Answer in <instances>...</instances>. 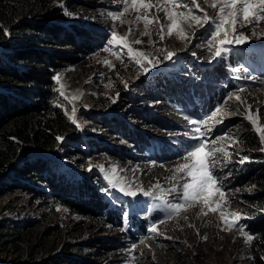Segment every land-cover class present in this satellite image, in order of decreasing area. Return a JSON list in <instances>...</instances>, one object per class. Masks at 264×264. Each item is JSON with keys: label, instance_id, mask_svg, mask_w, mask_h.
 <instances>
[{"label": "rangeland", "instance_id": "374dc122", "mask_svg": "<svg viewBox=\"0 0 264 264\" xmlns=\"http://www.w3.org/2000/svg\"><path fill=\"white\" fill-rule=\"evenodd\" d=\"M198 2L209 15L217 11L204 0ZM151 3L150 10L141 9L138 13L131 8V0H128L127 12L124 11V0L55 2L56 7L70 6L72 11L65 10V13L67 11L71 15L66 16L74 19L73 23L78 22L100 32L104 42L89 50L86 58L75 63L64 62L52 70L53 84L49 91L52 96L49 103L51 109L48 115L59 116L63 127L54 139L53 151L42 154L48 174L43 172L44 175H40L36 181H18L13 187L10 186L12 188L0 191V237L8 233L3 231L5 226L32 223L23 229L28 234L20 245L8 243L3 246L0 243V264L48 260L50 256H59L65 243L76 245V253L80 254L98 246L99 240L113 241L118 247L116 251L109 252L100 264H244L246 253L242 248L245 237L241 235L239 227L224 230L227 226L221 222L219 211L205 215L201 208H204V212H207V208L201 202L189 201L185 210L169 218L166 206L153 197H145L143 191L152 188L156 195L162 193L167 201L177 202L176 198L182 192L180 185L185 180L177 184L170 177L178 164L188 162L184 156L190 146L197 143L194 137L199 135L196 131L199 128L204 133L203 139L211 141L221 138L215 146L229 153L227 157L217 154L220 163L214 169L226 192V200L221 207L226 215H240L239 225L245 230L244 220L249 216L242 209L244 206L238 197L242 190L233 188L232 179L239 174L235 170L249 171L250 166L264 161V151H261L264 144L256 131L257 126L264 127V74L258 69L247 68L252 67L251 56L264 52V24L241 29L250 36L249 41L243 45H228V51L222 56L210 59L207 43L212 27L189 28L184 25L186 34L191 37L190 42L180 38L176 31L169 35L167 26L171 21L164 9H171L172 6L164 0H151ZM181 3H188V0H181ZM176 10L188 11L186 8ZM120 13L123 15L116 20L110 15ZM146 13L154 21L159 18L158 22L149 24L147 28L144 19H137L138 15ZM23 14L5 17L3 22L8 37L10 31L7 26L23 19L26 16ZM196 14L203 15L199 10ZM38 19L43 18L39 16ZM161 25L164 27L163 40L159 39ZM253 31L257 35H253ZM113 32L117 33L118 38L124 37L125 43L134 50L150 54V58L155 57L161 62L144 72L142 67L128 58L126 48L121 51V46L109 43ZM145 32L148 34L142 35ZM136 40L142 43L135 44ZM168 52L175 55L165 61L163 57ZM104 61L109 63L105 64ZM145 66H148L147 62ZM217 66L231 70L235 86L224 91L210 113L200 116L196 113L192 115V110L183 115L171 110L164 111L171 118H183L181 124L185 129L189 124L193 125L190 120H203L217 108L232 113L223 117L222 122L216 123L221 120V116H216L208 121L207 127L195 123L194 132H191L192 127L182 135L179 130L165 129L168 123L164 122L162 128H156L139 115L156 104V99L144 96L146 88L151 89L155 82L153 77L159 72L166 73L174 81H182L196 67L211 70ZM57 74L61 77L59 83L53 79ZM150 79L152 81L148 85H142L144 80ZM61 85L64 87L61 88ZM227 86L226 81L224 88ZM60 91L68 99L61 96ZM233 93H241L246 103L240 104L234 98L229 100ZM134 97L141 99L139 104H132ZM186 102L187 107L189 99ZM249 104L252 113H258L256 126L245 118ZM73 108L77 110L75 118L81 127L68 118L73 115ZM186 116L188 119H185ZM136 132H140L141 136ZM57 137L63 139L57 140ZM1 138L0 148L3 145ZM254 142L257 146L252 149L251 143ZM254 153H258L259 158L251 157L250 154ZM241 160L244 162L241 163ZM90 165L91 171L88 170ZM10 170L0 176V182L14 176ZM55 178L64 180L62 183L66 185L72 182V186L84 179L92 189L82 199L98 196L103 204L102 212L96 218L85 217L68 208L64 200L70 195L54 193L52 187L47 186L54 183ZM109 181L116 183L117 187H110ZM157 183L160 189L154 187ZM121 184L125 186V192L134 191L136 196L121 192ZM174 185L180 190L168 191ZM257 188V185L251 184L244 190L254 193ZM137 206H140L139 210ZM153 223L157 225L159 234L149 231ZM133 244L136 245L134 249Z\"/></svg>", "mask_w": 264, "mask_h": 264}, {"label": "trees", "instance_id": "16d2710c", "mask_svg": "<svg viewBox=\"0 0 264 264\" xmlns=\"http://www.w3.org/2000/svg\"><path fill=\"white\" fill-rule=\"evenodd\" d=\"M57 1L60 0H0V137L3 141L0 148V176L10 169L14 173V176L5 178V182H0V191L18 181H36L40 175L48 174L42 154L53 151L54 139L63 127L59 116L48 115L51 109L49 103L52 96L49 91L53 84L52 70L64 62L75 63L86 58L89 50L104 42L100 32L84 24L73 23L74 19L65 13V10L72 11L71 7H56ZM23 13L26 14L23 19L7 26L10 31L8 37L3 22L5 17L13 18ZM39 16L43 19H38ZM251 57L252 67L247 68L258 69L263 75L264 52ZM231 76V70L219 66L211 70L196 67L182 81H174L166 73L159 72L153 77L155 82L151 86L152 90L147 87L144 96L156 99V104L149 110L145 102L147 109L139 115L156 128H162L165 122L168 123L165 129L179 130L182 135L192 127L191 132H194V124H189L185 129L181 124L183 118H171L164 110L178 112V115L187 114L190 110L192 115L210 113L224 91L234 88L235 81ZM150 81L144 80L142 85H148ZM226 81L228 86L224 88ZM188 99L190 104L186 107L184 103ZM131 100L132 104H139L141 99L134 97ZM119 125L123 126L121 122ZM136 133L141 136L140 132ZM255 146L256 142L251 143L252 149ZM250 155L259 158L258 153ZM255 165L257 163L250 166L249 171L235 170L239 174L232 179L233 188L242 190L238 197L244 206L242 209L249 216L244 220L245 230L255 237L242 246L246 253L244 264H264V161L254 168ZM63 181L55 178V182L47 186L52 187L54 193L70 195V198L64 200L68 208L85 217L96 218L102 212L103 204L98 196L82 199L92 189L84 179L74 186L72 182L66 185ZM251 184L258 186L254 193L244 190ZM26 225L32 223L5 226L3 231L8 233L0 237V243L3 246L8 243L20 245L28 234V231L23 230ZM99 242L98 246L80 254L76 253V245L65 243L59 256L26 264H100L109 252L116 251L118 247L113 241Z\"/></svg>", "mask_w": 264, "mask_h": 264}, {"label": "snow or ice", "instance_id": "6c2138e0", "mask_svg": "<svg viewBox=\"0 0 264 264\" xmlns=\"http://www.w3.org/2000/svg\"><path fill=\"white\" fill-rule=\"evenodd\" d=\"M167 5L172 6L171 9H164L165 15L171 21L167 26L168 34H172L173 31L178 32L180 38L187 39L191 41V37L188 36L185 32L184 25H187L189 28H202L205 25L212 27L210 33V38L207 43V48L211 53L210 59L222 56L224 52L228 51L226 46L228 45H243L250 40V36L246 35L241 29H246L249 26L255 28V26L264 24V0H204L205 3L209 4V7L216 9L214 15H209L203 8L200 7L198 0H188V3H181V0H164ZM125 8L124 11H128V0H124ZM131 8L136 12H140L141 9L150 10L152 8L151 0H131ZM186 8L188 9L187 13L184 11H177L176 9ZM199 10L203 15H197L196 11ZM67 15H71L66 11ZM114 20L119 19L123 13L120 14H110ZM137 19L145 20V27L154 22H158L159 18L156 21L149 18V15L146 13L143 16H137ZM243 21V22H241ZM214 22V23H213ZM131 29L129 30V34ZM5 34L7 35V30L5 29ZM145 32L142 35H147ZM195 31H193V35ZM112 38L109 41L110 44L116 46H121V51L124 48L127 49L128 58L131 59L136 65L143 68L144 72L150 71L152 67H156L161 61L155 57L150 58V54H145L142 51H136L127 43H125L124 37L117 36L116 32H113ZM253 35H257L253 31ZM159 39H165L164 36V27L161 25ZM153 42V41H150ZM135 44L142 43L141 40H136ZM107 50V49H106ZM175 53L168 52L164 55L163 60L168 61L173 58ZM195 55V53H193ZM147 62L148 66H145ZM105 64H108V61H104ZM57 83L60 82V75L57 74L53 77ZM64 86L61 85V88ZM239 91H244L240 89ZM60 95L64 96L65 99L68 97L65 96L63 91H60ZM234 98L240 104L246 103V100L240 95L235 93L229 96V100ZM77 99V97H74ZM76 109L73 108V115L68 118L74 123L77 124L75 114ZM247 116L245 117L253 125H257V116L252 113V106L249 104L246 109ZM232 113L224 112L222 109L217 108L211 116L206 117L203 120L189 121L190 123H199L207 127L208 121H212L216 116H221V120H217L216 123L222 122L223 117L231 115ZM185 119H188L186 116ZM77 127L81 125L77 124ZM199 133L198 136L194 137L197 143L190 146L186 151L184 159L187 160V163H180L176 166L173 175L170 177L171 180L179 184L180 180H185V182L180 185L182 192L176 198L177 202H169L165 199L163 194L156 195L153 192V189L150 188L147 191H143L145 197H153L154 199L159 200L162 204L166 206L169 210V218L172 215H179L181 210H185L186 205L189 201H198L201 202L206 208L207 212H204V208H201V212L207 215L208 213H216L219 211L221 222L227 227L224 230H229L233 227H239L241 235L245 237V243H250L255 238L250 235L242 226L239 225L241 216L236 213L227 214L222 210V203L226 200V192L223 190L221 180L215 175L214 169L220 163V157L217 154H221L224 157L229 156V153L222 148L216 147L215 145L221 138H216L215 140H206L203 139L204 133L201 132L199 128L196 129ZM256 131L260 133L261 143L264 144V127L257 126ZM62 137H57V140H62ZM235 142V141H234ZM261 151H264V148H261ZM244 159H247L246 157ZM244 160H241L243 163ZM154 163V162H153ZM89 171L92 170V166H89ZM110 187H117L116 183L109 181ZM120 191L125 192V186L120 185ZM156 189H160L159 183L154 185ZM175 185L172 189L168 190L171 192L179 191ZM107 191V189H105ZM239 191V190H237ZM251 191V189H249ZM126 195L136 196L134 191H126ZM218 196V199H217ZM187 219V217H185ZM149 231L159 234L157 225L153 223ZM171 239V237H168ZM207 239V237H203ZM133 249L136 247L133 244Z\"/></svg>", "mask_w": 264, "mask_h": 264}, {"label": "bare ground", "instance_id": "6f19581e", "mask_svg": "<svg viewBox=\"0 0 264 264\" xmlns=\"http://www.w3.org/2000/svg\"><path fill=\"white\" fill-rule=\"evenodd\" d=\"M243 31V30H242ZM241 97H242V94L240 93L239 94ZM254 116H256L257 114L255 113V114H253ZM234 121H236V120H234ZM257 121H258V116H257ZM256 126V125H255ZM140 209V206H137V210H139Z\"/></svg>", "mask_w": 264, "mask_h": 264}, {"label": "built area", "instance_id": "2783aa9c", "mask_svg": "<svg viewBox=\"0 0 264 264\" xmlns=\"http://www.w3.org/2000/svg\"><path fill=\"white\" fill-rule=\"evenodd\" d=\"M167 231H170V229L169 230L167 229Z\"/></svg>", "mask_w": 264, "mask_h": 264}]
</instances>
